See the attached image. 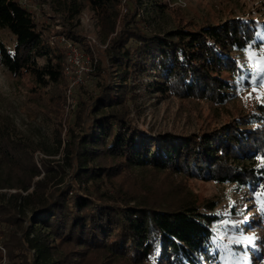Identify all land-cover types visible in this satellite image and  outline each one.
I'll use <instances>...</instances> for the list:
<instances>
[{"label": "trees", "instance_id": "obj_1", "mask_svg": "<svg viewBox=\"0 0 264 264\" xmlns=\"http://www.w3.org/2000/svg\"><path fill=\"white\" fill-rule=\"evenodd\" d=\"M163 1L87 0L108 41L106 48L85 45L98 58L99 91L81 100L69 137L57 130L56 147L42 149L40 161V147L14 136L10 116L3 122L0 114V221L18 264H203L205 256L217 264L211 237L219 217L211 212L218 202L190 183L214 180L264 194V104L224 124L151 138L119 106L129 94L137 101L152 92L219 105L239 81L250 84L236 52L260 47L257 21L148 29L144 22L169 11ZM81 9L71 1L65 17L72 21ZM3 30L16 39L12 49L0 39L10 73L34 88L66 82L65 51L50 44L20 0H0Z\"/></svg>", "mask_w": 264, "mask_h": 264}, {"label": "rangeland", "instance_id": "obj_2", "mask_svg": "<svg viewBox=\"0 0 264 264\" xmlns=\"http://www.w3.org/2000/svg\"><path fill=\"white\" fill-rule=\"evenodd\" d=\"M20 1L35 15L50 44L65 51L66 82L37 88L29 78L10 73L0 60L1 120L4 122L10 116L15 127L14 136L31 139L40 147L35 156L40 161L44 155L42 149L56 147L57 130H62V139L69 137L81 100L98 93L99 78L94 74L98 58L86 46L91 50L96 46L106 48L108 41H105L96 12L87 0H78L82 9L72 21L65 14L69 3L75 0ZM163 3L168 5L169 11L164 15L156 14L150 23L144 22L148 29L170 30L179 22L199 28L236 17L258 22L256 39L261 45L236 52L250 84L239 81L235 94L223 104L218 105L209 99L164 96L158 92L145 94L134 101L129 94L119 106L128 111L144 135L151 138L157 133L196 132L209 122L224 124L238 115L243 116L258 104H264V0H164ZM92 10L99 25L94 18L87 21ZM126 10L123 5L122 12L126 13ZM68 31L79 33V39L68 35ZM0 39L10 49L16 42L8 30L0 32ZM63 39L72 43L76 51L69 49ZM75 55L78 64L72 60ZM38 61L40 64L46 62L45 58ZM61 155L62 149L54 158L59 159ZM190 187L200 197H210L218 202L211 212L219 217L211 237L213 246L220 250L217 264H264V194L214 180H194ZM5 232L6 226L0 221V264H18L17 259L8 255L5 245L8 235ZM160 253H164L162 249ZM203 261V264H209L206 256Z\"/></svg>", "mask_w": 264, "mask_h": 264}, {"label": "built area", "instance_id": "obj_3", "mask_svg": "<svg viewBox=\"0 0 264 264\" xmlns=\"http://www.w3.org/2000/svg\"><path fill=\"white\" fill-rule=\"evenodd\" d=\"M93 11V10H92ZM91 18H94V22H96L97 24H98V19H96V15H95V12L93 11V12H91V14L88 16V19H87V21H91ZM99 25V24H98ZM100 27V26H99ZM67 44H68V48L69 49H71L72 51H76V48H75V46H73V44L72 43H70L68 40H66V39H63ZM72 60H74L76 63H77V60H79L78 58H77V56L75 55L74 57H73V59ZM79 63V62H78ZM77 63V64H78Z\"/></svg>", "mask_w": 264, "mask_h": 264}]
</instances>
